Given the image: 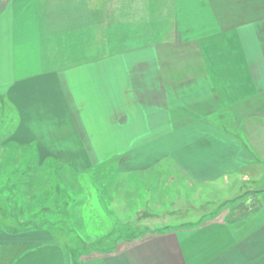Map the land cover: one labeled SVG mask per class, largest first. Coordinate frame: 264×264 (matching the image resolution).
<instances>
[{"label": "crops", "instance_id": "obj_1", "mask_svg": "<svg viewBox=\"0 0 264 264\" xmlns=\"http://www.w3.org/2000/svg\"><path fill=\"white\" fill-rule=\"evenodd\" d=\"M0 96L6 140L165 190L97 251L7 216L0 264H264V0H0Z\"/></svg>", "mask_w": 264, "mask_h": 264}, {"label": "rangeland", "instance_id": "obj_2", "mask_svg": "<svg viewBox=\"0 0 264 264\" xmlns=\"http://www.w3.org/2000/svg\"><path fill=\"white\" fill-rule=\"evenodd\" d=\"M16 119L13 106L0 96V225H8L5 219L11 216L9 223L19 230H48L56 242L75 249L87 244L89 251L106 249L130 234L138 237L144 223L135 221L137 211L151 207L149 192L165 190L139 189L134 201L121 188L127 175L115 172L114 161L98 167L93 158H70L65 140L54 142L61 143L65 155L54 151L39 157L38 143L47 146L42 135L23 145L6 140ZM117 181L120 188L114 189Z\"/></svg>", "mask_w": 264, "mask_h": 264}]
</instances>
